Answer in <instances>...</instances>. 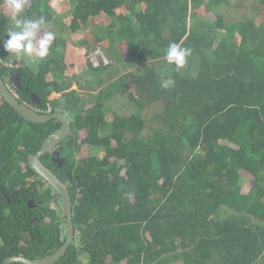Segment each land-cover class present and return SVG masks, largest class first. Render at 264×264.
I'll return each instance as SVG.
<instances>
[{
    "label": "trees",
    "instance_id": "trees-1",
    "mask_svg": "<svg viewBox=\"0 0 264 264\" xmlns=\"http://www.w3.org/2000/svg\"><path fill=\"white\" fill-rule=\"evenodd\" d=\"M66 2L67 27L48 0H27L17 18L44 16L82 39L104 15L101 28L127 49L110 68H129L103 84L92 62L87 81L65 79L66 40L37 68L19 66L0 0V61L13 65L0 64L1 77L20 103L41 115L61 108L71 125L63 148L40 159L72 201L74 240L55 264H264V27L210 13L228 0ZM172 42L192 50L179 72L165 59ZM15 74L14 86L5 78ZM115 96L135 112H111ZM59 127L24 120L0 97V264L47 257L65 240L60 199L27 161Z\"/></svg>",
    "mask_w": 264,
    "mask_h": 264
},
{
    "label": "rangeland",
    "instance_id": "rangeland-1",
    "mask_svg": "<svg viewBox=\"0 0 264 264\" xmlns=\"http://www.w3.org/2000/svg\"><path fill=\"white\" fill-rule=\"evenodd\" d=\"M48 2L52 6H54L53 8L54 13L61 16V18L63 19V24L65 25V27H67V24H69V15L71 13V9H69V4H67L66 0H48ZM228 3L226 5L225 4L217 5L213 9L210 8L209 9L210 13L214 14V16L215 14L218 15V13L221 14L224 18L225 17L228 18L225 21L229 23L234 22L245 15L251 16L252 17L251 19L254 21L255 26L259 25L261 27H264V0H228ZM119 12L123 13L124 10L121 9L119 10ZM210 17L207 16V21L209 22L211 20ZM107 19L108 17H105L103 15L101 18L97 17V19L89 20L88 26L90 28L88 27V29L91 32H89L88 35L85 36V38L83 37L82 39H80L79 37L73 38L69 34L70 32L69 33L67 32L68 30L55 25L53 22L46 24L42 27L39 33L40 36H42L44 32L51 31L56 36L55 40H57L59 44L63 43L62 40H66V45L68 44V47L64 46L62 48V50H64L66 55L68 53V55L66 56L67 58L65 57L64 59L63 65L65 67H67L68 65H71V66H69V69L67 68L66 72L64 73L63 78L65 79L67 78L76 79L77 78L79 80L80 79L79 75L85 74L82 77L83 78L82 82L87 81V78L89 75L88 72H90L88 64L93 62L95 66H98V67L102 66V69L101 71H99L98 74H99L101 82L103 84H106L108 82V79H110L109 76L112 72L117 75L120 71H122V68H129L128 64L126 63H124L121 68L120 67L110 68V66L113 65V63H111L110 58L112 57L113 60L115 61L114 57H116V51L121 57L119 58V61H122V58H124L127 55V49L123 45L121 46V44L112 43L111 41H113L112 38H114V35L108 36L106 33V29L101 28L104 26L108 27L109 25L108 23H110V20L109 19L107 20ZM231 19H235V20H231ZM13 21L14 20L10 21L11 24H9V28L11 30H15L12 25ZM225 24H228V23H225ZM117 29H118V25H116L112 29L113 33H115V30ZM221 33H224V32H221ZM94 37L101 38L102 42L104 43H100L96 45L94 43ZM108 41L111 43H109ZM230 41H233V39L231 38ZM216 44L217 42H214L213 47H215ZM69 51L71 52L69 53ZM16 59L18 61L17 64L19 66L20 65L29 66L30 68H34V69L37 68L38 62H39V58L35 57V55H32V56L22 55V56L17 57ZM115 64H117V62H114V65ZM103 66H106L107 68L104 69ZM153 66H154V69L159 70L158 66H155V65ZM71 67H72V70H71ZM82 70L83 72H81ZM163 70H165V68H162L159 71V73L161 74V71ZM164 73L167 74V72H164ZM16 76L18 80L17 74L11 77H6L5 80L7 83L12 82V84L15 86L17 84V81H15ZM9 78L13 79V81H9L8 80ZM163 84L164 86H168L170 82L169 80L167 81V79H164ZM101 85H96V86L90 85L89 87L93 89L91 91H94L96 88L100 89ZM89 87L85 89L87 90V92L89 91L88 89H90ZM59 98H60V95H56V99H59ZM106 105L108 106L111 112L117 113L120 116H124V115L135 112V108H132L127 103L126 98L121 97V96H115L114 98L110 99L106 103ZM61 112H62V109L58 108V112L56 113H61ZM57 147L58 148L54 149L55 151L54 153H56L58 149L63 148V145H59ZM91 148L86 147L85 152L89 153V155L102 156L103 152L101 149L94 150ZM110 261L111 259L110 257H108L107 263H109ZM120 264H125V263H120Z\"/></svg>",
    "mask_w": 264,
    "mask_h": 264
},
{
    "label": "water",
    "instance_id": "water-1",
    "mask_svg": "<svg viewBox=\"0 0 264 264\" xmlns=\"http://www.w3.org/2000/svg\"><path fill=\"white\" fill-rule=\"evenodd\" d=\"M0 97L6 104L14 109L18 115L24 120L34 124H45L52 120L60 122L58 130L49 135L42 143L40 150L35 154L28 157L27 161L30 167L46 181L55 191L60 199L62 208V215L65 218V240L63 244L52 254L47 257L30 260L22 256H13L6 258L3 264H55L61 257L65 255L66 250L74 240V228L72 223V201L67 186L63 184L58 177L48 169L42 162L41 157L49 153L53 148L58 146L71 132V125L66 115L63 113H54L52 115H41L29 108L23 103H20L17 98L7 88L4 79L0 75Z\"/></svg>",
    "mask_w": 264,
    "mask_h": 264
},
{
    "label": "clouds",
    "instance_id": "clouds-1",
    "mask_svg": "<svg viewBox=\"0 0 264 264\" xmlns=\"http://www.w3.org/2000/svg\"><path fill=\"white\" fill-rule=\"evenodd\" d=\"M26 2L27 0H4L6 7L12 13L16 30L8 32L9 38L7 42L4 40L3 44L6 42L4 45L5 50L11 55L17 57L35 55V57L43 60L48 57L50 47L56 36L51 31L44 32L42 36L39 35L42 27L46 24L44 16L37 19L17 18L21 16ZM191 54V48L182 47L179 43L172 42L167 48L165 59L169 65H174L176 71L179 72L185 66ZM9 91L12 93L13 90L9 89ZM13 96L17 98L14 94ZM43 115L52 114L45 113Z\"/></svg>",
    "mask_w": 264,
    "mask_h": 264
},
{
    "label": "built area",
    "instance_id": "built-area-1",
    "mask_svg": "<svg viewBox=\"0 0 264 264\" xmlns=\"http://www.w3.org/2000/svg\"><path fill=\"white\" fill-rule=\"evenodd\" d=\"M0 64H2L3 66H5V67H12V63L11 62H6V61H0ZM12 93L16 96V93L14 92V91H12ZM47 114H51V109L50 108H48V110H47V112H46Z\"/></svg>",
    "mask_w": 264,
    "mask_h": 264
},
{
    "label": "crops",
    "instance_id": "crops-1",
    "mask_svg": "<svg viewBox=\"0 0 264 264\" xmlns=\"http://www.w3.org/2000/svg\"><path fill=\"white\" fill-rule=\"evenodd\" d=\"M68 54V53H67ZM68 69H69V67H68ZM58 95V94H57Z\"/></svg>",
    "mask_w": 264,
    "mask_h": 264
},
{
    "label": "bare ground",
    "instance_id": "bare-ground-1",
    "mask_svg": "<svg viewBox=\"0 0 264 264\" xmlns=\"http://www.w3.org/2000/svg\"><path fill=\"white\" fill-rule=\"evenodd\" d=\"M56 147H57V146H56ZM53 149H54V148H53ZM53 149H52V150H53Z\"/></svg>",
    "mask_w": 264,
    "mask_h": 264
}]
</instances>
